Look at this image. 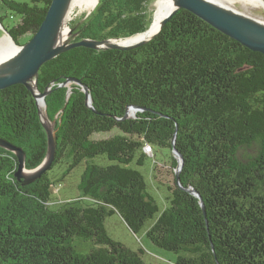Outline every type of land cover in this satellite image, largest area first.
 <instances>
[{"label":"trees","instance_id":"trees-1","mask_svg":"<svg viewBox=\"0 0 264 264\" xmlns=\"http://www.w3.org/2000/svg\"><path fill=\"white\" fill-rule=\"evenodd\" d=\"M152 1L99 0L73 27L70 43L146 32ZM51 3L0 0V22L23 46ZM70 79L81 85H64ZM38 90H50L46 104L55 122L56 158L48 172L27 183L16 177L17 155L0 147V264H147L144 249L134 251L109 234L106 221L116 214L135 235L146 229L155 246L177 254V264H264L262 53L181 9L137 49L77 47L62 53L41 68ZM130 107L142 110L124 119ZM104 134L112 135L95 138ZM176 134L184 166L159 214L144 175L131 165L145 164L147 145L153 158L156 149L173 154ZM0 137L24 149L27 170L47 158L48 134L25 85L0 90ZM100 156L110 164L95 163ZM83 163L81 196L53 208L61 181ZM171 166L178 168L175 155ZM181 186L197 191L205 210ZM77 239L95 248L81 253Z\"/></svg>","mask_w":264,"mask_h":264},{"label":"water","instance_id":"water-1","mask_svg":"<svg viewBox=\"0 0 264 264\" xmlns=\"http://www.w3.org/2000/svg\"><path fill=\"white\" fill-rule=\"evenodd\" d=\"M71 1L72 0H52L47 16L40 29L31 38V40L23 46H20L15 42L13 37L0 22V29L4 32V34H7L10 37V39L19 49L17 53L10 59L5 60L0 64V90L9 88L14 85H25L34 94L39 108V100L42 99L44 101L46 114V97L49 95L50 90H47L45 93H41L38 90V77L41 68L47 62L52 61L62 53L77 47H88L92 49H118L124 51L137 49L152 41L161 32L167 22L181 9H185L191 12L204 22L208 23L213 28L238 41L250 50L262 53L264 55V22L239 11L227 7L225 8L224 6H221L211 0H174L177 8L165 18L160 32H158L149 40L139 39L135 42L125 45L112 43V41L114 40H107L102 42L83 40L75 43L59 44V36L64 27V24L66 23L65 19L69 11ZM4 37L5 35H3L0 40ZM132 38L133 37L127 39ZM72 82L81 85V81H77L75 79L68 80L64 85H68ZM83 90L87 95V104L92 107V97L89 88L83 86ZM140 110L142 109L139 107H130L124 119L135 117L137 112ZM40 114L41 121L48 134L49 153L45 161L37 169L32 171L27 170V154L24 149L0 137V147L15 153L19 159V170L16 174V177L20 181L26 180L27 183L34 182L35 180L41 178L42 175H44L46 172H48L53 166L57 153L58 145L54 129L55 122H53V127L48 126L43 119L41 108ZM47 120L50 121L48 114ZM176 137L177 134L173 139V154L178 161V173L176 177L177 182L179 183L180 172L182 171L184 166V159L183 156L175 148ZM26 172H28V174ZM183 189L197 196L201 200L202 207L205 210V205L202 197L197 191H195L193 188Z\"/></svg>","mask_w":264,"mask_h":264},{"label":"rangeland","instance_id":"rangeland-1","mask_svg":"<svg viewBox=\"0 0 264 264\" xmlns=\"http://www.w3.org/2000/svg\"><path fill=\"white\" fill-rule=\"evenodd\" d=\"M157 1L158 0H153L152 4L150 5V9L154 11L153 13L154 15L156 11ZM234 7L235 9H238V11H243V12L246 11L239 4L235 5ZM0 9L2 10L1 5H0ZM93 10L81 11L77 7L72 9L69 15V19L66 22L67 27L70 28V32H71L66 43L71 42L70 39L72 38L73 27L77 24H80L83 20H85V18L90 13H92ZM247 15L264 22V9H250ZM2 32L3 31L0 29V38L3 37V35L1 36ZM28 38L29 36L23 38V40H26ZM47 125L53 127L54 123L49 121V124ZM111 135L112 134L96 135L95 138L102 139V138H107ZM256 150L257 149L255 148L253 151H251V153H255ZM151 156L152 155H150L146 159L145 164L143 166H137L136 164H132L131 166L132 168L139 170L144 175L146 182L148 184L149 193L158 203L160 207L159 214H161L167 206V197L170 194V187L173 188L176 186L175 177L178 173V168L175 171L172 169L173 167L171 166V163L173 161L174 155L172 154V151L170 149H156L155 158ZM95 163L103 166H107L110 164V162L104 156L97 157L95 159ZM86 166H87L86 163H83L81 166L75 169V171H73L70 175H68L63 181H61L60 184H62V186L60 188V191L56 192L57 194H54L52 199L53 208H58L59 204L62 205L63 203H66L68 201L77 200L81 196V193L78 190V185L81 181ZM26 173L28 174V172ZM150 224L151 223L147 224V229L148 227H150ZM106 229L108 230L112 238L121 242L128 248L134 251H139L140 249H144L145 253L143 255V260L147 264H177L178 261L177 254L155 246L147 237L146 229L143 230L140 234L135 235L130 230L128 225L125 223V221L122 219V217L118 214L109 217L107 219ZM75 244L81 250V253H88L95 248V245L91 241L87 242L82 239H77L75 241Z\"/></svg>","mask_w":264,"mask_h":264},{"label":"bare ground","instance_id":"bare-ground-1","mask_svg":"<svg viewBox=\"0 0 264 264\" xmlns=\"http://www.w3.org/2000/svg\"><path fill=\"white\" fill-rule=\"evenodd\" d=\"M225 8L235 9V5H241L246 11H239L247 15L250 9H264V0H211ZM99 0H72L70 4V8L68 14L66 16L65 22L68 21L70 12L73 8H78L81 11H91L95 7H97ZM233 6V7H232ZM177 8V5L174 0H158L156 3V11L153 17V22L151 28L146 33L137 35L132 39H122V40H114L112 43H117L121 45L129 44L135 42L139 39H151L162 29L163 22L165 18L173 12ZM70 28L67 27V23L64 24V27L59 36V44H65L70 36ZM18 47L13 43L10 37L5 34V37L0 40V64L5 60L10 59L13 55H15L18 51ZM40 108L42 111L44 121L49 124L46 115V108L44 101L42 99L39 100ZM52 126V125H51Z\"/></svg>","mask_w":264,"mask_h":264},{"label":"built area","instance_id":"built-area-1","mask_svg":"<svg viewBox=\"0 0 264 264\" xmlns=\"http://www.w3.org/2000/svg\"><path fill=\"white\" fill-rule=\"evenodd\" d=\"M144 150L149 156L152 155L151 157H153V148L151 146L149 145L145 146Z\"/></svg>","mask_w":264,"mask_h":264}]
</instances>
